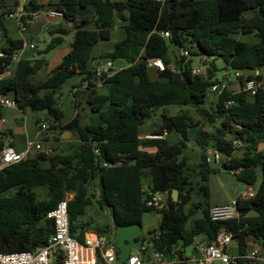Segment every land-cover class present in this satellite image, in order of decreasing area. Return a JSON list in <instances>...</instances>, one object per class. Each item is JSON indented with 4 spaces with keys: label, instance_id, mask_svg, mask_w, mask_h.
<instances>
[{
    "label": "trees",
    "instance_id": "trees-1",
    "mask_svg": "<svg viewBox=\"0 0 264 264\" xmlns=\"http://www.w3.org/2000/svg\"><path fill=\"white\" fill-rule=\"evenodd\" d=\"M18 3L0 0V28L6 36V45L0 47L4 53L0 57V75L15 64L13 75L0 78V97L14 93L17 109L36 113L38 128L48 119L40 115L47 110L53 117L51 125L56 126L62 123L63 112L55 107L54 92L80 73L88 83L87 102L94 116L85 125L78 117L65 124L66 130L79 137L70 151L29 153L23 160L0 169V252L33 251L47 243L54 232V221L48 218V212L73 193L68 212L71 233L79 240L92 228L86 209L96 202L101 210L110 211L115 230L119 225L135 223L142 227L147 211L161 214L159 230L151 231L149 239L141 235L144 243L139 250L144 253L145 243L149 242L154 253H161L166 261L148 262L150 258L142 257L148 262L145 264H188L186 249L196 243V237L203 235L211 242L222 229L238 239L239 264H264L260 259L246 257L249 246L254 245L260 247L259 256L264 257V151L259 150V144L264 142V0H26L27 12L54 6L64 17L74 20L70 51L41 81H35L34 76L46 65V58L13 60V54L23 48L25 41L8 36L5 20ZM72 5L92 9L83 16H73L64 10ZM117 18L123 22L125 37L111 50L93 57L94 47L111 38ZM58 31L67 32L64 28ZM165 32L169 35L165 36ZM240 33L251 34L253 40L238 39ZM63 40L62 35L54 37L44 52ZM135 48L139 50L133 53ZM182 49L191 57L181 55ZM193 55L203 57L206 75L193 73ZM217 57L240 73L236 76L237 88L226 84L227 76H217ZM97 59H121L128 65L96 77ZM152 59H161L164 69L150 66ZM247 80L261 84L254 95L244 90ZM98 82L107 88L106 92L97 91ZM215 83L224 84V88L217 100L206 107L210 86ZM175 106L193 107L200 119L194 120L186 109L170 113L169 108ZM4 108L0 104V119ZM158 111L160 124L151 134L163 137L142 138L146 122ZM171 132H178L181 139L171 143L164 137ZM192 138L201 151L197 185L202 198L187 208L194 188L184 153ZM56 140L63 141L60 137ZM235 140L243 149L241 156L236 155L240 146L234 144ZM150 147L155 150H148ZM210 147L224 155L222 165L246 185L256 184L257 170L261 169L262 180L255 192L237 196L236 218L210 217L207 181L214 171L207 160ZM36 186H48L45 199H39L33 191ZM10 189L13 191L9 195H2ZM174 189L179 191L180 202L172 199ZM155 192L167 195L163 209L146 203L150 193ZM198 209L202 216L187 229V221ZM96 230L104 233L102 228ZM111 240L116 244L115 235ZM179 244L181 248H176ZM54 264H62L61 255Z\"/></svg>",
    "mask_w": 264,
    "mask_h": 264
},
{
    "label": "rangeland",
    "instance_id": "rangeland-1",
    "mask_svg": "<svg viewBox=\"0 0 264 264\" xmlns=\"http://www.w3.org/2000/svg\"><path fill=\"white\" fill-rule=\"evenodd\" d=\"M48 0H45L47 3ZM57 1V0H54ZM92 8L83 9L79 6H65L64 10L73 13V16H83L88 13ZM50 10H57L54 6H46L45 8L39 10L41 16L27 22L26 30L24 32H20L19 26L17 23L16 18L6 16L5 20V28L8 31V36L14 39H23L26 44L28 45L22 51L23 58H30V59H39V58H46L47 63L42 67V69L34 76L35 81H41L47 78L50 74L51 70L56 68L60 65L62 58L70 51L71 45L74 38V30H73V19L66 18L63 15H56L50 16L47 14V11ZM59 28H64L67 30L65 34L58 31ZM62 35L64 40L61 44H59L54 49L50 50L49 52L45 53V49L50 43V41L57 36ZM125 29L121 25L119 21L117 24L114 25L111 33V38L106 41H100L93 49L92 56L97 57L101 53H105L111 50L114 44L122 40L125 37ZM238 39H242L245 41H252L253 36L251 34H237ZM33 44L34 48H30V45ZM6 45V36L5 31L3 28H0V47ZM139 48L133 49V53H136ZM203 57L199 55L192 56V66L197 67L202 64ZM122 63H127L125 60H115L116 69ZM216 65L218 67L217 76L222 78L223 76H227L228 80L226 84L232 88L238 87V80L235 75V69L230 66H226L223 60L220 57L216 58ZM13 71L15 70V64H11L9 66ZM151 75L154 74V70H150ZM262 75L264 76V69L261 71ZM88 83L84 80V74L77 73L62 83L54 92L55 98V107L63 112V120L62 123L57 122L56 126H52L51 122L53 121V117H51L47 110L41 112L40 115L44 117L45 115L48 116V119L43 121L47 124L48 128L43 131L39 138L45 136L47 138L46 141H43L45 146H49L52 148L53 153L57 152H67L70 151L76 143L79 141V137L76 132L71 131V135H68L67 138H62V135L68 131L66 130L65 124L69 122L73 117H78L81 124H88L91 122L92 116L94 113L91 111L87 99V87ZM97 91L99 92H106V87L101 83H97ZM47 91H42V94L46 93ZM218 98V93L214 91L208 92V102H206V107L214 103ZM181 109L188 110L190 116L194 118V120L200 119L199 115L195 111L193 107H170V113H177ZM158 111L154 116L148 120L144 126V131L141 134V137L147 139L146 135H152V131L158 127L160 124ZM34 112H27L25 115V122L22 126L26 125L30 132L31 136H34V132L38 131V126L34 123ZM37 128V129H36ZM26 129V128H25ZM26 130H22L23 134H20L23 137L26 136ZM21 136L20 139L22 138ZM57 137H60L63 141L56 140ZM171 143H176L181 139V136L178 132H171L169 134L164 135ZM25 139V138H24ZM24 139H22L24 141ZM27 147V146H26ZM240 149L236 152L237 156H241L243 149L240 146ZM210 149L213 150L212 147ZM150 151H154V147L148 148ZM184 156L188 159V164L190 166V176L192 180V186L194 191L192 192V200L189 202L186 207L189 208L193 202H197L202 198L201 194L198 192V185L197 182L199 181V163L201 160V151L200 147L196 144L194 139L192 138L187 143V149L185 150ZM221 159L219 161H211V166L214 167V171L209 175V179L207 181V185L209 187V203L212 206L215 205H225L229 204L233 199H235L239 195H244L246 193H254L257 187L259 186L262 180V172L259 168L258 172V180L256 184L253 186L246 185L244 182L239 181L236 179L234 173L231 170L226 169L222 165V160L224 155L220 153ZM48 186H36L33 188V191L38 195L39 199H45L46 194L48 193ZM13 189H10L4 192L2 195H9ZM245 196H250L246 194ZM87 216L92 218V228L98 229L102 228L104 230V235H107L110 239L114 238L116 234V230L113 228L111 224V214L108 209L101 210L96 202L92 205L88 206L86 209ZM202 211L198 209L194 214H192L189 220L186 223V228L190 229L192 226V222L194 219L201 217ZM88 217L85 216V220ZM90 218V219H91ZM161 219V214L157 210L147 211L143 215L142 220V228H141V235L145 238L149 239L152 237L151 231H158L159 230V222ZM107 225L110 226L106 228ZM204 239L203 235H198L196 240L198 242H202L201 240ZM145 246L147 249L144 251H140L139 249H134L139 253V256L142 258H150L148 262H153L155 259L153 246L151 243L146 242ZM176 248H181L179 244ZM252 247L249 246V252L252 251ZM227 251L230 255L238 257L239 256V246H238V239L232 238L230 243L227 246ZM145 262V263H148ZM155 262V261H154ZM118 264V263H116Z\"/></svg>",
    "mask_w": 264,
    "mask_h": 264
},
{
    "label": "built area",
    "instance_id": "built-area-1",
    "mask_svg": "<svg viewBox=\"0 0 264 264\" xmlns=\"http://www.w3.org/2000/svg\"><path fill=\"white\" fill-rule=\"evenodd\" d=\"M18 2L14 11L7 16L16 18L20 32H24L27 22L40 17L41 13L40 11L27 12L24 7L26 0H18ZM47 14L50 16H64V14L58 10L47 11ZM24 17H27V19L25 20ZM164 35L168 36L169 33L165 32ZM27 46L25 42L23 48L13 54L14 61L17 62L22 58V51ZM30 48H34V45L31 44ZM180 54L188 58L191 57L190 53L184 49L180 51ZM1 56H4L2 51H0V57ZM149 65L158 67L162 70L165 66L161 59H152L149 61ZM115 68V61L111 59H97L94 62L96 77H101L105 72ZM192 71L194 74L206 75L207 73L206 66L203 62L200 66L193 67ZM239 74V72L235 73L236 76H239ZM3 76L4 74L0 75V78ZM259 86H261V84L255 80H247L244 90L254 95ZM223 88L224 84L221 83H215L210 86V90L218 94L221 93ZM0 104L5 107L18 108L14 96H1ZM47 128V124L42 122L37 137L27 141V150L25 153L17 152L11 145L0 148V169L23 160L30 152L45 151L47 153H52V148L43 144L44 136L42 135V137L39 138V135ZM146 137L161 138L163 136L146 135ZM234 144L238 146L241 145L237 140H235ZM95 152L99 153V150L96 149ZM206 154L209 162L219 161L221 159L220 152L217 150L208 149ZM72 194L73 193H68L54 209L48 212V218L54 221V232L49 237L47 243L33 251L14 253L0 252V264H54L55 260L60 255L62 256V264H99L100 262H104L105 264H116L119 257V248L107 235L86 230L83 240H79L71 233L68 203L72 199ZM167 202V195L162 192L150 193V196L146 200L148 206L156 209H163L166 207ZM238 214L236 199L229 204L215 205L210 209V217L212 220H228L238 217ZM232 238L233 234L230 231L222 229L217 234L215 240L211 242L204 240L194 243L193 246L197 254L189 255L186 262L188 264H239L238 257L230 255L227 251V246ZM259 253L260 247L254 245L252 251L246 257L264 261V257L259 256ZM154 256L155 262L164 263L166 261L161 253H155ZM125 264H145V262L137 252L131 251L130 256L125 260Z\"/></svg>",
    "mask_w": 264,
    "mask_h": 264
},
{
    "label": "crops",
    "instance_id": "crops-1",
    "mask_svg": "<svg viewBox=\"0 0 264 264\" xmlns=\"http://www.w3.org/2000/svg\"><path fill=\"white\" fill-rule=\"evenodd\" d=\"M117 21H119L121 23V25H123V22L120 19L117 18L116 24H117ZM127 65H128L127 63H122L118 68L120 69V68L126 67ZM14 71L10 67H8L4 73V76L13 75ZM261 71H262V69H261ZM257 72H259V71H257ZM11 96H14V93H12L10 95V97ZM26 114H27V112L24 113L17 108L5 107L4 108V116L0 119V141H1V143H3L4 146L5 145H11L14 147V149L17 152H21V153L26 152L27 141L29 139H35L38 135V131H36V132H34V136H31V132H30L29 128L26 125L22 126V124L25 122V115ZM34 123H35V121H34ZM22 130H26L25 131L26 132L25 137H23V135L22 136L20 135V134H23ZM38 130H39V128H38ZM19 136H21L22 138L20 139ZM22 139H24V141ZM259 150L264 151V142H261L259 144ZM30 153H33V152H30ZM246 194L252 195L253 193L250 192V193H246ZM246 194H244L243 196H245ZM73 197H74V194H72L71 198H73ZM88 230L92 231V232H98L96 229H93V228L88 229ZM204 240L205 239H203L201 241H204ZM196 242H198V241H196ZM186 254L187 255H196L197 251H196L195 247L192 245L186 249ZM116 263H118V261Z\"/></svg>",
    "mask_w": 264,
    "mask_h": 264
},
{
    "label": "water",
    "instance_id": "water-1",
    "mask_svg": "<svg viewBox=\"0 0 264 264\" xmlns=\"http://www.w3.org/2000/svg\"><path fill=\"white\" fill-rule=\"evenodd\" d=\"M224 80L227 77L223 78ZM71 135V131H66L62 138H67ZM172 199L175 202H180L179 191L174 189L172 191ZM141 225L140 224H129V225H119L115 234L116 245L120 249L118 262H125V260L130 256L131 251L134 249H139L143 245V239L141 236Z\"/></svg>",
    "mask_w": 264,
    "mask_h": 264
}]
</instances>
